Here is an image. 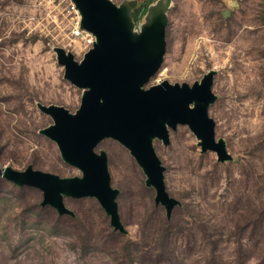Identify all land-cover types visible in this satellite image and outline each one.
<instances>
[{
    "label": "rangeland",
    "instance_id": "rangeland-1",
    "mask_svg": "<svg viewBox=\"0 0 264 264\" xmlns=\"http://www.w3.org/2000/svg\"><path fill=\"white\" fill-rule=\"evenodd\" d=\"M263 1L171 0L163 62L145 84H192L214 70L216 99L208 113L231 159L220 162L215 152H201L187 125L169 130L168 145L154 139L165 189L179 201L167 218L128 149L102 139L95 150L107 154L125 233L113 229L94 197H64L73 215H58L40 206L39 189L0 175V264H236V251L261 254L264 220L251 231L236 229V218L264 216ZM71 3L0 0V168L32 165L61 177L81 175L39 133L52 119L38 104L75 112L83 91L64 78L55 52L62 47L77 60L86 52L72 35ZM240 205L249 211L237 212ZM167 233L172 243L160 241ZM236 235L247 237L241 246Z\"/></svg>",
    "mask_w": 264,
    "mask_h": 264
},
{
    "label": "water",
    "instance_id": "water-1",
    "mask_svg": "<svg viewBox=\"0 0 264 264\" xmlns=\"http://www.w3.org/2000/svg\"><path fill=\"white\" fill-rule=\"evenodd\" d=\"M71 1L80 15V28L89 32L94 42L80 60L62 47L55 52L64 78L83 91L75 112L61 105L38 104L52 119L39 133L54 141L61 159L78 168L81 175L61 177L32 165L23 170L4 166L0 175L18 187L39 189L40 206H51L58 215H73L64 197H94L113 229L125 233L116 202L119 191L110 183L107 154L96 152V145L111 138L128 149L145 174V185L155 190L154 203L162 205L169 218L179 201L165 189L164 166L155 152L154 139L168 145L169 130L187 125L201 152H215L220 162L231 159L224 140L216 138L215 121L208 113L209 104L216 99L211 89L215 71L192 84L163 80L145 87L163 62L166 11L171 0L149 5L143 23L139 15L133 19L131 6L124 0L118 4L112 0Z\"/></svg>",
    "mask_w": 264,
    "mask_h": 264
},
{
    "label": "trees",
    "instance_id": "trees-1",
    "mask_svg": "<svg viewBox=\"0 0 264 264\" xmlns=\"http://www.w3.org/2000/svg\"><path fill=\"white\" fill-rule=\"evenodd\" d=\"M156 0H134L131 1V9H132V16L133 19H136V17L139 15L140 18H142L144 16V14L146 13V10L148 8V6L152 3H154ZM239 204V201H236V205ZM249 205H240V207L238 208L237 212H241V211H249ZM240 216L242 218H236V229H242V228H250V230L252 231L255 224H258L257 221L262 222L264 220V216L261 215V217H256L253 216L252 219H245V217H243V215L240 214ZM244 220L243 223L241 224V220ZM164 222H168V220H164ZM251 233V232H249ZM237 234V233H236ZM251 236V234H250ZM170 235L167 233L165 236L160 237V241L163 243H166L167 241H169L170 243H172V241L170 240ZM247 237L246 236H242L240 237L239 235H236V244L238 246H241L242 240H245ZM241 239V241H240ZM216 243H218L217 239L216 241H211V244L215 245ZM255 264H264V251L259 254L258 256H254L251 254H246L244 252H240V251H236V264H249L250 261H253Z\"/></svg>",
    "mask_w": 264,
    "mask_h": 264
},
{
    "label": "built area",
    "instance_id": "built-area-1",
    "mask_svg": "<svg viewBox=\"0 0 264 264\" xmlns=\"http://www.w3.org/2000/svg\"><path fill=\"white\" fill-rule=\"evenodd\" d=\"M71 9L76 13V20L72 29V35L75 38L81 39L84 45V50L87 51L92 46L94 37L89 32L80 28V15L73 2L71 3Z\"/></svg>",
    "mask_w": 264,
    "mask_h": 264
},
{
    "label": "crops",
    "instance_id": "crops-1",
    "mask_svg": "<svg viewBox=\"0 0 264 264\" xmlns=\"http://www.w3.org/2000/svg\"><path fill=\"white\" fill-rule=\"evenodd\" d=\"M226 5H235V2H238L240 0H223ZM121 2V1H120Z\"/></svg>",
    "mask_w": 264,
    "mask_h": 264
},
{
    "label": "flooded vegetation",
    "instance_id": "flooded-vegetation-1",
    "mask_svg": "<svg viewBox=\"0 0 264 264\" xmlns=\"http://www.w3.org/2000/svg\"><path fill=\"white\" fill-rule=\"evenodd\" d=\"M96 151V150H95ZM97 152V151H96Z\"/></svg>",
    "mask_w": 264,
    "mask_h": 264
}]
</instances>
